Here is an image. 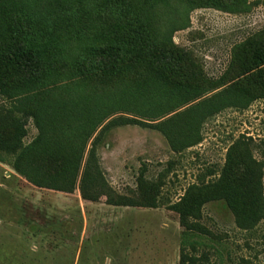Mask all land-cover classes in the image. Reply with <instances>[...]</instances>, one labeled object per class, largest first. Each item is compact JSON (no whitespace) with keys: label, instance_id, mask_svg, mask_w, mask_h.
Masks as SVG:
<instances>
[{"label":"rangeland","instance_id":"rangeland-1","mask_svg":"<svg viewBox=\"0 0 264 264\" xmlns=\"http://www.w3.org/2000/svg\"><path fill=\"white\" fill-rule=\"evenodd\" d=\"M24 1L30 2L28 9L10 18L0 12V25L7 23L10 33L46 48L49 62L37 73L11 76L18 85L13 98L0 94L4 143L30 144L38 133L31 114L66 100L102 103L108 121L118 125L98 144L103 179L91 172L82 183L84 196L80 180L69 192L36 186L0 153L7 161L0 162V264H179L183 238L200 244L195 252L187 248L188 254L207 252L211 264H220L219 255L223 264H264V221L251 232L240 231L226 205L212 202L203 207L200 223L220 239L184 236L178 214L168 209L190 185L214 180L228 147L240 137L251 138L253 155L262 158L264 103L244 111L227 109L199 127L185 128L178 113L185 108L174 112L175 122H167L177 105L167 104L164 90L150 85L161 70L148 57L122 60L95 51L116 50L119 28L142 24L158 46L184 53L201 79L221 83L235 48L264 29V0H245L228 9L200 8L192 0L157 5L143 0ZM131 120L137 124L125 123ZM157 124L170 132L179 152L153 129ZM198 137L199 144L184 149ZM49 174L48 184H64L57 170ZM156 191L159 207L149 208Z\"/></svg>","mask_w":264,"mask_h":264},{"label":"trees","instance_id":"trees-1","mask_svg":"<svg viewBox=\"0 0 264 264\" xmlns=\"http://www.w3.org/2000/svg\"><path fill=\"white\" fill-rule=\"evenodd\" d=\"M113 1L119 3L122 0ZM143 1L147 5L168 2ZM192 1L200 8L228 9L245 0ZM29 3L24 0H2L0 12L10 18L22 8L28 9ZM8 29L7 23L0 25V94L13 98L17 94L18 85H14L10 77L18 73L25 75L41 71L48 65L49 53L46 48L12 34ZM118 36L114 46L116 50L98 49L95 50L97 54L122 60L131 55H135L136 60L148 57L161 70V74L156 76V80H151L150 85L160 86L165 92L163 100L167 104L177 105L169 114L185 108L178 112L179 116H183L185 128L199 127L210 117L227 109L244 111L255 102L264 103V29L235 48L226 72V81L211 85L189 68L184 53L158 46L144 25L125 24L119 28ZM211 92L214 93L208 95ZM141 96L135 95L138 99ZM153 100L154 98H149V104ZM103 105L88 98L45 104L41 111L36 110L31 114L38 131L36 138L27 146H22L7 145L0 137V153L10 159L8 164L15 172L32 180L36 186L69 192L75 182L80 180V192L84 196L82 183L89 180L91 172L97 179H103L96 161L98 144L107 130L118 125L116 120L108 121L110 115L102 108L105 107ZM178 113H174L167 122H175L177 117L174 116ZM136 121L125 123L137 124ZM138 125H141L140 122ZM161 126L162 124H157L153 129L163 135L173 151L179 152L181 149L176 147L170 132ZM200 141L201 138L198 137L184 149L195 146ZM253 147L251 138L240 137L234 141L228 147L222 169L214 180L190 185L176 203L168 206L169 210L178 214L184 236L194 234L220 239L200 223L203 207L212 202L226 205L240 231L251 232L264 221V155L260 160L256 159ZM41 155L43 158L37 159ZM61 156L64 158H60ZM0 162H7L1 154ZM35 165L38 169H35ZM53 169L63 177L64 184H48L49 172ZM36 173H43V176ZM211 175L213 172L209 173ZM158 195L156 191L149 198L147 207H159ZM198 245L200 244L186 242L183 238L179 264H211L207 252H202L199 256L187 253V248L195 252ZM222 260L219 255L220 264H223Z\"/></svg>","mask_w":264,"mask_h":264}]
</instances>
